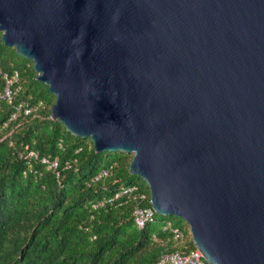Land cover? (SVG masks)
<instances>
[{
    "label": "water",
    "instance_id": "water-1",
    "mask_svg": "<svg viewBox=\"0 0 264 264\" xmlns=\"http://www.w3.org/2000/svg\"><path fill=\"white\" fill-rule=\"evenodd\" d=\"M0 39L208 264H264V0H0Z\"/></svg>",
    "mask_w": 264,
    "mask_h": 264
},
{
    "label": "trees",
    "instance_id": "trees-1",
    "mask_svg": "<svg viewBox=\"0 0 264 264\" xmlns=\"http://www.w3.org/2000/svg\"><path fill=\"white\" fill-rule=\"evenodd\" d=\"M0 68L18 70L22 90L17 100L29 97L46 104L0 131V264H157L164 252L195 248L189 228L163 215L156 213L155 222L137 227L134 202L92 209V202L121 185L135 184L149 193L147 183L128 170L132 154L96 152L90 138L76 136L52 119L55 96L36 79L32 62L1 39ZM11 111V104L0 102V128ZM27 143L42 156L59 158L58 177L39 161L29 170L21 157ZM65 161L71 167L64 168ZM110 166L107 177L91 182ZM165 220L184 230L182 240L163 230Z\"/></svg>",
    "mask_w": 264,
    "mask_h": 264
},
{
    "label": "built area",
    "instance_id": "built-area-1",
    "mask_svg": "<svg viewBox=\"0 0 264 264\" xmlns=\"http://www.w3.org/2000/svg\"><path fill=\"white\" fill-rule=\"evenodd\" d=\"M0 78L3 81V87L0 90V102L5 100L7 103L12 105V111L7 121H5L1 130L6 129L10 123L19 120L21 117H27L35 115L40 110L45 108V102L42 99L32 100L31 98H20L17 97L21 93L22 86L20 84V75L18 70L13 69L11 71H5L0 68ZM21 157L26 161L29 170H32L34 161H39L45 165L47 169L55 171L56 176H59V158L47 157L39 154L38 151L33 149L28 143L24 145L21 152ZM71 167L69 161H65L64 168ZM111 171V166L102 168L92 178L91 182H98L103 178L107 177ZM150 195L146 191L139 188L138 185L128 184L121 185L116 188L109 196H103L96 201L92 202L91 206L94 210L102 208L112 207L120 205L126 202H134L132 208L133 220L137 227L142 228L146 224L155 222V210L150 204ZM147 202L149 203L147 205ZM163 230L170 231L173 235L174 240H182L185 236L184 230L176 227L170 220L163 222ZM154 241H158L159 238L154 235ZM206 260L202 252L198 248H194L188 253L180 250L171 252H164L157 262V264H206Z\"/></svg>",
    "mask_w": 264,
    "mask_h": 264
},
{
    "label": "rangeland",
    "instance_id": "rangeland-1",
    "mask_svg": "<svg viewBox=\"0 0 264 264\" xmlns=\"http://www.w3.org/2000/svg\"><path fill=\"white\" fill-rule=\"evenodd\" d=\"M136 183H139V184H144L146 185L141 179H136L134 180ZM164 219H170L172 220L173 222H176V221H179L182 225H185L188 227V224L184 221V220H181V219H178V217L176 216H163ZM189 228V227H188Z\"/></svg>",
    "mask_w": 264,
    "mask_h": 264
},
{
    "label": "bare ground",
    "instance_id": "bare-ground-1",
    "mask_svg": "<svg viewBox=\"0 0 264 264\" xmlns=\"http://www.w3.org/2000/svg\"><path fill=\"white\" fill-rule=\"evenodd\" d=\"M9 218V217H8ZM26 220V219H25ZM6 224H8V223H6ZM5 227V226H4Z\"/></svg>",
    "mask_w": 264,
    "mask_h": 264
}]
</instances>
